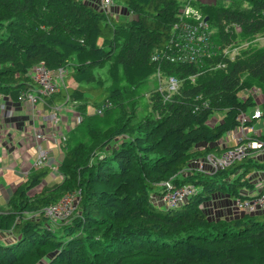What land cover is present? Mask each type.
Returning a JSON list of instances; mask_svg holds the SVG:
<instances>
[{
	"label": "trees",
	"instance_id": "obj_1",
	"mask_svg": "<svg viewBox=\"0 0 264 264\" xmlns=\"http://www.w3.org/2000/svg\"><path fill=\"white\" fill-rule=\"evenodd\" d=\"M114 1L125 15L113 16L103 0H0V100L37 95L32 73L42 66L58 88L36 103L69 105L80 117L61 143L59 179L47 183L43 165L7 198L0 264H264V212L216 221L204 210L212 195L264 193L254 182L264 175L255 155L264 124L246 139L260 148L221 169H192L231 148L219 146L223 135L264 123V100L257 105L252 93L264 99V47L252 42L264 34V0L191 1L214 46H240L232 58L218 51L197 62L166 58L184 0ZM171 76L178 85L168 95ZM256 106L259 117L241 123ZM164 185L194 192L165 205ZM70 193L77 204L69 218L43 214Z\"/></svg>",
	"mask_w": 264,
	"mask_h": 264
},
{
	"label": "built area",
	"instance_id": "obj_2",
	"mask_svg": "<svg viewBox=\"0 0 264 264\" xmlns=\"http://www.w3.org/2000/svg\"><path fill=\"white\" fill-rule=\"evenodd\" d=\"M109 2L111 0H105ZM194 0H184L186 3L184 8L180 13V22L173 27V40H169L167 45L168 58L171 62H197L205 59L210 54H213V43L210 41L211 30L209 28L208 22L205 17L198 11L190 6V2ZM104 2V0H103ZM187 3L188 6H187ZM185 19H191L193 22L185 21ZM177 31V33H176ZM155 59V57H154ZM34 81L40 87L38 89L37 95L33 93H28L26 97L22 99L34 104L36 100H39V96H48L57 90L58 86L56 83V76L43 68L42 66L36 67L32 73ZM178 81L175 77H169L165 83L164 90L167 94L173 93L177 90ZM162 91V89H161ZM55 109V108H54ZM98 114L101 112L100 109L96 111ZM260 109L255 107L251 111V115L241 116V123H244L250 119L258 118L260 115ZM57 110H54L52 115L53 123L57 121ZM235 135L238 136L237 144L231 148H228L223 152L222 155L218 157L210 156L215 159L211 165L208 163L210 168L221 169L223 167L229 166L234 160L240 159L246 153L247 148H260L261 144L257 141H246L248 139L243 135V127H240ZM36 141L42 140L44 138L42 133L36 132L34 134ZM65 141V137L56 139L55 144L61 145ZM264 151V149H262ZM47 151L41 146L39 142L36 146V155L34 157L32 166L37 169L43 166L47 160ZM207 161V158H206ZM165 186V185H164ZM167 191L161 195V200L165 205H175L184 201L193 192L194 188L188 185H183L175 188H170L165 186ZM77 204V196L75 193H70L64 195L58 202L45 207L42 212L43 214L50 218L51 220H65L69 218L75 211ZM233 210L237 213L239 211L243 213H256L264 212V193L257 195L256 197L248 198L244 201L234 200Z\"/></svg>",
	"mask_w": 264,
	"mask_h": 264
},
{
	"label": "crops",
	"instance_id": "obj_3",
	"mask_svg": "<svg viewBox=\"0 0 264 264\" xmlns=\"http://www.w3.org/2000/svg\"><path fill=\"white\" fill-rule=\"evenodd\" d=\"M54 110H57V121L55 123L52 120ZM79 121V115L69 105L56 103L51 108H46L40 101L31 104L26 100L16 103H11L5 99L0 100V179L7 172H12L15 174L13 176L16 177V180L7 185L8 190L0 184V205L2 207L18 183L25 179L21 175L22 172L26 173L25 170L28 173L35 169L32 167V163L39 142L46 149L48 155L44 165L50 169V174L46 177V182L59 179V175L53 172L61 159L63 151L61 149L62 144H55L56 139L65 137L66 133L73 129ZM263 124L262 120H258L255 122V128L253 129L260 132ZM36 132L42 133L44 138L36 141L34 137ZM48 132L49 134H47ZM226 141H230L227 144L232 143L230 138H227ZM224 145V143L219 144V146ZM254 176H256L254 178L256 184L258 182L263 183V174H254Z\"/></svg>",
	"mask_w": 264,
	"mask_h": 264
},
{
	"label": "rangeland",
	"instance_id": "obj_4",
	"mask_svg": "<svg viewBox=\"0 0 264 264\" xmlns=\"http://www.w3.org/2000/svg\"><path fill=\"white\" fill-rule=\"evenodd\" d=\"M180 1L182 2L183 0H180ZM197 1L205 3L206 1L207 2H211V1H214V0H197ZM99 2H100V0H99ZM111 2H113V3H111ZM104 3L107 4L108 6L106 8L104 7L103 9L112 12L113 16L117 17V15H119V14L125 15L124 8L122 6H118L117 4H115L116 2L114 0L110 1L111 4L109 2H106L105 0H104ZM188 4L189 3H187V6H188ZM183 8H184V6L181 8L180 13H181ZM252 42H253V44H255L253 46H256L258 48L264 47V34H261V35L257 36ZM214 47H215L214 48L215 50L213 49V56L218 54L217 52L219 51V53H221V55L224 56V55L228 54V56H230L232 58V57H234L237 54V51H238L240 46H236V45L234 46V45L231 44L230 46H225V47L224 46L220 47L218 45H215ZM216 68H218V67H216ZM157 73L155 74L156 77H152L150 79V81L147 83V88L143 89L142 94L145 97H146V94H148L152 89L155 88L154 87V81H155L154 79H156V80H157V78L159 79V76H158ZM192 80H193V78H192ZM252 93H253V96H254V99H255L256 103L259 105L261 100L263 99L262 95L257 90H252ZM243 95H244V93L241 92L240 96H243ZM87 110H88L89 113H93V109L92 108H88ZM250 115H251V112H250ZM219 118H220V113H218L215 116H213L210 121L213 123L214 121H216ZM260 124H262V122H260ZM255 133H258L255 129H253V128L247 129V128L243 127V135H242L243 137L246 136L247 138H249ZM47 134H49V132ZM47 136H50V135H47ZM227 138H230L232 140L231 144H227V142L230 143V141H226ZM237 138H238L237 135L232 134V133L231 134L227 133V135H223L221 137V140H220L219 144L220 143H224L225 145L233 147V145H235L237 143ZM204 146L205 145H200V146H197V147L201 148V147H204ZM255 155L259 156V161H264V151L256 152ZM210 156H213V157H218V156L209 154L206 157L207 158V162L210 164V166H212L211 162L213 163V161L215 159L211 158ZM204 162L205 161L202 160V159H197L196 162H195V166L192 167V169L201 170V171H207L209 169L208 168L209 165H207L208 163L206 165H204ZM24 172L27 173V171H25V170H24ZM26 173L22 172L21 175H23L24 178H26V176L28 175L29 172L27 174ZM53 173L57 174L56 169H54ZM13 175H15V174H13L12 172L4 173L3 177H1V179H0L1 186L3 185V187L7 189L8 188L7 185L10 182H13L14 180H16V177H14ZM263 183H264V180H263ZM0 208H2V209H0L2 211H7L9 209L6 204L3 207L0 205ZM204 210L207 212V215L211 219L216 220V221L218 219H220V218L229 219L231 217H234V216L238 215V213L233 210V199H231V197H229L228 195H221V194H220V196L212 195L211 199L204 204ZM53 222H54V220H53Z\"/></svg>",
	"mask_w": 264,
	"mask_h": 264
},
{
	"label": "water",
	"instance_id": "obj_5",
	"mask_svg": "<svg viewBox=\"0 0 264 264\" xmlns=\"http://www.w3.org/2000/svg\"><path fill=\"white\" fill-rule=\"evenodd\" d=\"M205 20H207V18H205Z\"/></svg>",
	"mask_w": 264,
	"mask_h": 264
},
{
	"label": "bare ground",
	"instance_id": "obj_6",
	"mask_svg": "<svg viewBox=\"0 0 264 264\" xmlns=\"http://www.w3.org/2000/svg\"><path fill=\"white\" fill-rule=\"evenodd\" d=\"M253 119H256V118H253Z\"/></svg>",
	"mask_w": 264,
	"mask_h": 264
}]
</instances>
